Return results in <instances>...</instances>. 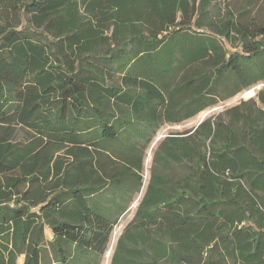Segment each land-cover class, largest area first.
I'll use <instances>...</instances> for the list:
<instances>
[{"label": "trees", "instance_id": "obj_1", "mask_svg": "<svg viewBox=\"0 0 264 264\" xmlns=\"http://www.w3.org/2000/svg\"><path fill=\"white\" fill-rule=\"evenodd\" d=\"M213 2L0 0V264H98L118 181L140 184L135 144L111 143L264 83V23ZM255 96L165 137L178 176L149 186L110 264H264Z\"/></svg>", "mask_w": 264, "mask_h": 264}, {"label": "rangeland", "instance_id": "obj_2", "mask_svg": "<svg viewBox=\"0 0 264 264\" xmlns=\"http://www.w3.org/2000/svg\"><path fill=\"white\" fill-rule=\"evenodd\" d=\"M213 5V15H222L224 7L228 6L236 16V20L243 24L249 22L264 23V0H214ZM262 88H264V83H258L254 85V88H249L253 91V95H248L249 89L243 90L235 96L218 102L215 106L206 108L180 123L160 121L159 125L154 127L155 129L153 128L154 131H149L146 137H136L123 133L116 142L111 143L112 150L116 147L115 152L117 154H120L119 151L122 147L128 146V144H135L138 150L137 154L141 159V169L136 173L139 176L140 184L137 183L136 179L132 178L124 179V177H121L118 181V192L113 194L114 199L117 200L115 208L121 209L127 206L122 210L113 212V215L117 216L116 223L106 250L97 257L98 264H110L117 239L126 224L132 219L139 201L146 195L149 186L153 188L159 178L163 177V175L165 176V173L178 176V169H165V167H162L161 161L156 158L159 157L158 152L159 155L162 153L161 149L165 142V137L183 136L185 131H187L186 134L191 133L205 118L215 115L228 107L238 105L241 101L256 99L255 93ZM110 155L112 158L115 157L113 154ZM46 236L50 238L48 230H46ZM18 261L21 263V258Z\"/></svg>", "mask_w": 264, "mask_h": 264}, {"label": "bare ground", "instance_id": "obj_3", "mask_svg": "<svg viewBox=\"0 0 264 264\" xmlns=\"http://www.w3.org/2000/svg\"><path fill=\"white\" fill-rule=\"evenodd\" d=\"M248 95L250 96V95H253V91L251 90V89H249V93H248Z\"/></svg>", "mask_w": 264, "mask_h": 264}]
</instances>
